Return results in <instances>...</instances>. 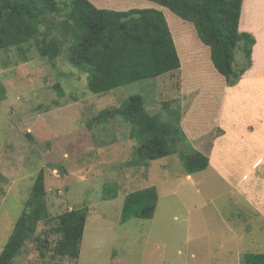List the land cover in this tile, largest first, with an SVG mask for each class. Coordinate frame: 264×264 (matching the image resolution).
<instances>
[{"label": "rangeland", "instance_id": "rangeland-1", "mask_svg": "<svg viewBox=\"0 0 264 264\" xmlns=\"http://www.w3.org/2000/svg\"><path fill=\"white\" fill-rule=\"evenodd\" d=\"M57 1L60 10L46 11L40 27L48 43L55 36L60 38L61 50L55 57L47 56L49 51L38 48L34 40L0 50V252L42 171L51 221L37 225L13 264H244L243 256L253 251L251 238L264 243V217L258 216L247 199L211 168L203 170L206 173L198 183L188 181L184 159L189 146L178 145L148 166H131L136 141L130 138V126L119 117L91 126L88 121L100 110L119 106L139 93L151 114L179 111L185 128L203 133L188 145L208 155L215 135L221 134L216 127L211 129L219 101L220 110L227 106L228 112L234 107L263 105L264 81L244 83L225 96L221 87L212 98L202 77L204 70H200L209 64L210 49L194 35L183 46L178 43L179 69L94 94L87 87V74L68 59L73 39L62 26L72 19L68 8L74 0ZM91 1L115 10L145 8L151 3ZM157 8L163 10L175 35L185 28L174 25L176 18L182 20L175 13ZM241 45L236 49L237 69L244 65ZM207 78L211 80V75ZM255 89L257 98L244 95ZM106 185L117 187L116 197L104 199ZM148 186L158 192L153 217L123 221L125 195ZM194 186L199 188L197 195ZM80 207L87 208L88 217L79 258L55 255L56 218Z\"/></svg>", "mask_w": 264, "mask_h": 264}, {"label": "trees", "instance_id": "trees-1", "mask_svg": "<svg viewBox=\"0 0 264 264\" xmlns=\"http://www.w3.org/2000/svg\"><path fill=\"white\" fill-rule=\"evenodd\" d=\"M147 1L151 3H147L145 8L115 10L97 7L91 0H74L68 8L72 19L62 26L64 34L71 35L73 39L67 52L68 59L73 67L87 74L90 92L103 94L179 69V44L183 46L185 40L190 42L189 37L194 35L210 49L213 66L209 59L206 67L209 72L202 67L200 70H204L202 77H206L208 85H205L212 95L221 87L226 95L225 86L237 85L244 72L252 66L251 55L256 40L251 33L239 28L242 0ZM157 6L168 8L182 19L174 22L175 26L186 28L181 31L192 32L188 29L192 27L194 32L189 33V37L183 36L182 32L175 35L171 22ZM48 10L59 11L58 1L0 0V50L34 40L38 48L49 51L47 56L55 57L61 50L60 38L55 36L48 43L46 38L41 37V17ZM240 43L244 65L237 69L234 62ZM214 69L223 76L224 81L216 76ZM210 75L211 80L207 78ZM215 79L218 82L212 83ZM209 103L214 108L213 102ZM216 108L219 109L220 105ZM116 117L130 126V138L136 141L135 157L128 163L131 166H148L150 161L170 155L178 145L190 147L184 159L186 174L202 171L209 166V156L188 145L191 139L179 111L170 109L151 114L146 109L143 96L136 93L119 106L100 110L90 118L88 125L107 123ZM44 180L45 175L41 171L11 236L0 252V264H13L25 243L34 235L37 225L51 221L44 197ZM104 187V199L117 196L116 186ZM157 203L155 186L130 191L124 198L121 219L152 218ZM87 217V208L80 207L56 218L53 230L59 237L53 247L55 255L79 258ZM243 261L244 264H264V253H247Z\"/></svg>", "mask_w": 264, "mask_h": 264}, {"label": "crops", "instance_id": "crops-1", "mask_svg": "<svg viewBox=\"0 0 264 264\" xmlns=\"http://www.w3.org/2000/svg\"><path fill=\"white\" fill-rule=\"evenodd\" d=\"M176 19L175 22L178 21V18ZM239 28L256 38L251 55L252 66L244 73L235 88L225 86L227 92L229 89L230 92L238 90L244 83L264 81V0H243ZM181 32L183 36L189 37L188 31ZM186 43L187 40L184 41V44ZM256 91V89L249 90L244 95L254 99L258 97L254 93ZM219 102L221 108V100ZM220 108L217 109V116L211 129L216 127L222 132L215 135L212 141L208 152L209 166L204 170L211 168L230 185L233 191L248 200L258 216L264 217V104L249 105L242 109L234 107L229 112L227 106H223L221 110ZM187 135L191 140L203 137V133H195L194 128H188ZM205 173L206 171L202 170L186 174V178L190 182L198 183L197 179L202 178ZM195 188L197 195L199 188ZM261 240L256 237L251 238L249 249L253 251L250 253H264L261 250L264 248V243H260Z\"/></svg>", "mask_w": 264, "mask_h": 264}, {"label": "bare ground", "instance_id": "bare-ground-1", "mask_svg": "<svg viewBox=\"0 0 264 264\" xmlns=\"http://www.w3.org/2000/svg\"><path fill=\"white\" fill-rule=\"evenodd\" d=\"M227 92V91H226Z\"/></svg>", "mask_w": 264, "mask_h": 264}]
</instances>
